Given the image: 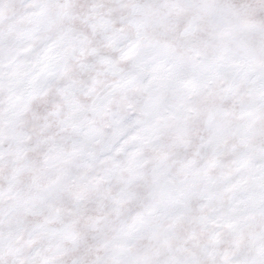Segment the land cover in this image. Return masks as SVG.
<instances>
[{"label":"snow or ice","instance_id":"snow-or-ice-1","mask_svg":"<svg viewBox=\"0 0 264 264\" xmlns=\"http://www.w3.org/2000/svg\"><path fill=\"white\" fill-rule=\"evenodd\" d=\"M0 264H264V0H0Z\"/></svg>","mask_w":264,"mask_h":264}]
</instances>
